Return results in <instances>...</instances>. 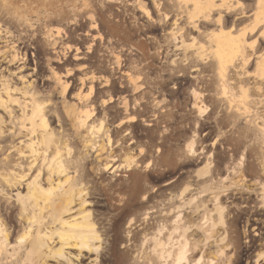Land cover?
<instances>
[{
	"label": "rangeland",
	"instance_id": "rangeland-1",
	"mask_svg": "<svg viewBox=\"0 0 264 264\" xmlns=\"http://www.w3.org/2000/svg\"><path fill=\"white\" fill-rule=\"evenodd\" d=\"M157 1L166 2L165 0ZM239 1L253 3L251 0ZM105 3L106 0H0V39H11L12 43L27 39L28 48L33 46L34 49H27L26 57L33 52L37 57L41 55L64 59L61 67L54 71L56 76L53 72L42 73L49 79L41 86L32 80L37 76H42L40 70L26 77V80L31 82L42 95V101L46 103L45 109L50 114L49 119L61 142L59 143L61 156H69L70 159L86 157L81 151L80 140L83 137L86 139L90 137L89 125L92 124L97 128L101 122L103 124L101 132L97 134L100 138H95L105 147V151L101 154L102 160L98 162L95 158L96 153L89 151L88 159L91 161L72 165V170L81 171L85 167L91 180L88 183L91 191L89 201L93 205L89 208L94 212L96 224L102 234L99 261L96 264H173L175 254L184 244H187V248L190 249L187 255L188 264H210L211 260L216 259V264H226L229 257H231V264H255V260L252 262V259L264 251V246L253 250L250 254L244 253L243 241L250 237L249 226L247 228L241 226V223L237 221L241 208L232 207V203L228 200L234 193L245 194L251 190L257 193L259 198V200H254V204L260 205V209L264 210V192L261 191L264 186V168H262L264 160V80L259 70V65L264 60V37H261L264 35V24L258 25L250 36L244 37L245 55L250 58V61L243 69L239 58L234 68H230L226 85L231 97L226 99L224 98L226 96L222 97L220 94L222 89L215 73L214 58L212 53L207 52L208 64L205 67L200 63L184 65L180 59L174 66L166 64L164 67L152 70L167 72L174 76L178 72L188 73L196 68L200 71L201 68L203 70L200 72L201 78L191 81L197 82L193 85V89L204 94L203 105L194 99L191 93H185V99L179 96L183 86L181 82H186L184 79L152 81L134 79L137 86L153 84L156 89L169 93L172 101L152 102L150 108L145 107L144 110L136 109L123 113L111 111L110 106L116 102L104 93L105 89H97L103 79L96 77L121 71L123 64L130 66L128 71H137L133 69L132 65L135 63L133 64L129 57L124 56V60H119L118 48L105 46V38L102 36L104 34L103 25L107 26L112 37L117 36L119 29L115 21L105 20V14L112 13L113 18L120 17V13L114 10L116 4L109 3L106 9L104 8ZM215 3L219 4L220 0H215ZM231 4L235 5L236 1L231 0ZM190 7L192 6L189 5ZM249 13L251 16L243 24L231 30L232 37L238 36L241 30L252 24L256 14L255 9L251 8ZM91 15H94L98 29L90 32L94 36L85 41L86 43L84 42L87 45L86 48H78L83 51L82 53H77L79 51H76L77 47L75 48L76 55L88 58L76 63L80 66L87 64L90 67L79 69L76 72L70 56L73 55L77 44L63 40L62 37L64 34L73 32L74 29L75 31L87 30L86 24L92 23ZM12 17L18 20L14 18V21ZM200 25L206 27L201 30L213 29V33L219 31V27L212 24L201 22ZM227 28L228 26H225V29ZM199 33L192 32L193 36L186 38L188 44L185 42L184 44L190 45L193 38L197 44H205L206 41L208 44V32ZM9 35L13 37L10 38ZM254 39L258 46L255 50H249L247 46ZM2 44L0 40V45ZM9 46L10 43L4 48L6 47L7 52L12 56H20L24 50L22 49L19 53L16 50V48L19 49L18 47L10 50ZM210 46L212 52L214 44ZM138 49L143 54V61L152 59L149 56L147 45L140 46ZM85 50L89 51L84 52ZM187 53V56L193 57L196 51L189 50ZM151 63L145 64L146 70L150 71ZM10 69L16 70L14 67ZM28 72L32 71L27 70L21 74L18 72L16 76ZM3 75L6 76V73L0 74V80ZM91 76H94L95 80H91ZM77 77L78 79H75ZM79 79L81 83L73 87L70 81L78 82ZM16 82L18 87L21 86L18 80ZM126 83L135 87L130 80ZM174 83L178 88H166L167 85H174ZM64 85L68 87L65 92H63ZM91 86L93 93L90 97L88 93ZM109 98H111V103L106 101ZM140 105L144 103H139L138 106ZM199 106L207 109L202 119L196 116ZM92 107L94 114L88 120V127L78 133V130L72 127L67 110L72 108L79 112L78 109L85 111ZM235 110H239L240 113L245 112L246 115L241 114V116L237 113L238 118L235 121L236 117H233L237 112ZM232 111L235 114L231 115ZM56 116L60 120L59 124ZM119 121L123 123L122 126L119 125ZM195 121L198 123L197 126ZM117 123L120 127L115 126ZM144 123H157V126L153 127L155 131L152 127H143ZM161 125H166V127L163 128ZM9 128L4 136L7 135ZM139 130L146 132L147 142L138 141L141 139L136 136ZM123 132H128V134L123 135ZM205 132L208 133L202 136ZM193 134H196L193 147L195 156L189 155V143H191ZM110 136V139L112 136L115 138L111 140L109 147L107 140ZM158 140L160 142H157ZM112 157H116L117 160L111 165L124 164L125 166L130 160H134L135 163L131 170L123 169L114 179L108 173L96 175L95 169L103 166V158L110 160ZM180 172L183 173L180 174ZM137 173H140L143 178H140L139 189L134 194L126 186L133 182ZM177 175L179 177L175 181L161 186ZM143 180L146 185L142 183ZM7 192L11 197L10 205L7 204V206L13 207V194L16 191ZM21 192L25 193L23 190ZM145 194L147 197L143 202L141 198ZM202 202L206 204L205 209L200 207ZM220 207H225L223 225H220L218 218ZM12 216L13 219L10 218L9 209H0V222L11 230L18 229L15 209ZM145 216L148 221L151 220L150 224L144 223ZM131 218L133 229L128 241L125 238L126 223ZM204 220L207 223L205 227H202ZM161 227H164V230H161ZM11 244H13V239ZM12 250L13 248H7V255L1 258V262H7ZM221 251L225 255L220 257L217 254ZM93 257V255L89 256L90 259ZM90 259H83L79 264H92L89 263ZM258 263L264 264V257L258 260ZM49 264L56 263L50 261Z\"/></svg>",
	"mask_w": 264,
	"mask_h": 264
},
{
	"label": "bare ground",
	"instance_id": "bare-ground-1",
	"mask_svg": "<svg viewBox=\"0 0 264 264\" xmlns=\"http://www.w3.org/2000/svg\"><path fill=\"white\" fill-rule=\"evenodd\" d=\"M155 1L156 0H154V2ZM165 1L167 2L169 12L176 18L173 19V29L170 30L169 33L170 37L173 42L178 40L179 37L181 38L179 45H177L176 42L174 43L173 51L181 52L183 56V59L181 58L183 61L182 64L190 65L193 63H200L203 67L208 64L207 52H210V54L212 53L216 66L215 73L220 80L222 89L220 94L222 97L226 96L224 98L227 99L230 95L226 85V78L230 72V68H234V64L239 58L242 64L241 68L243 69L250 61V58L245 55L246 47L244 45V37L246 35L250 36L258 25L264 24V0H251L253 1L252 4H249L250 2L241 3L239 0H235V5L231 4V0H220L219 4H216L215 0ZM189 5L192 7L189 8ZM159 6L160 3H157L156 12L160 11ZM140 8L146 16H150L147 9L144 7ZM251 8L255 9L256 13L252 20V24L241 30L238 36L232 37L230 34L231 30L247 20L250 16L249 10ZM222 12L224 13L222 14ZM164 17H166V15H164ZM225 17L231 19L228 20ZM260 17L262 18L260 19ZM183 18L184 24L187 27H191L201 34L208 32V44H206L207 41L205 44H197L195 43V38H193L190 45L184 44V36L182 31H180L182 29L176 28L177 25H179V21ZM90 19L92 22L91 28L96 29L97 23L93 15L90 16ZM17 20L18 19H16V21ZM199 22L200 24L203 22L218 26L219 31L213 33V29L201 30L198 26ZM228 23H230V26L225 29ZM186 26H184V29H186ZM57 35H59V31H57ZM9 37L12 38L13 36L9 35ZM261 37H264V35ZM212 43L214 44V48L211 52L212 48L210 44ZM51 46H53V44ZM257 46L256 39H254L247 48L249 50H255ZM14 47L15 43H12L10 50H14ZM189 50L196 51V54H194L193 57L187 56ZM76 51H79V49L76 48ZM175 55H177V53ZM23 57L16 55L11 56L9 60H7V63L12 65L16 62H21ZM58 60L60 61V59ZM176 64L178 63L175 59L171 61V65L174 66ZM194 66L197 67L196 64H194ZM259 67L262 74L261 76H263L264 80V60H262ZM21 70L22 69H19L18 72ZM52 72L55 76L57 75L54 70H52ZM200 72H203L201 68ZM90 78L91 80H95L94 76ZM17 80L19 81V85L21 84L19 87L17 86ZM129 80L132 85L135 86L133 91L137 92L141 90V86L135 85L136 80ZM108 83L109 80L107 79L103 81V85L105 86ZM67 89V85H64L63 92ZM92 93L93 88L91 86L88 96L91 97ZM244 93L246 92L244 91ZM191 94L194 99L198 100L203 105V93H199L195 89H192ZM41 96L42 95L36 90L35 86L26 80L25 76L19 75L17 77L14 72L9 73L7 76H1L0 209H9L11 219H13L12 214L14 209L16 210L18 229L11 230L0 222V264H49L50 261L56 264H79L83 259L89 260V256L92 255L94 257L90 259L89 263L96 264L99 261L98 254L102 234L96 224L97 221H95L94 212L89 208L93 205L89 201L91 191L89 190L88 183H90L91 180L89 178V173L86 171L87 169H84L85 167L82 168L81 171H79V169L72 170V165L76 163L83 164L90 160L88 159L89 151H94L96 153L95 158L98 162L102 160L101 154L105 151V147L102 142V144H100V142L98 143L97 139L100 137H97V134L101 132L103 124L101 122L97 128L92 124L88 127V120L94 114L93 107L85 111H80L78 109L79 112H76V109L72 108L67 110V116L71 119L72 127L78 130V133L80 130L88 127L90 137L88 139L83 137V139L80 140L81 151L84 152L86 157H76L74 159H72V157L70 159L69 156H61L59 153L61 149H59V143L61 142H59L56 136V130L49 119L50 114L48 110L46 111L45 109L46 103L42 101ZM109 101H111V99ZM126 109L127 106L124 104V110L126 111ZM206 113V108H202L201 106L197 107L196 116H199L200 119H202ZM233 113L234 111H232L231 115H233ZM235 113H240V111L238 110ZM236 114L233 116L236 117L234 118L235 121L238 118V114L237 116ZM241 114L244 116L246 115L245 112L240 113V115ZM56 117L59 124L60 120L58 116ZM121 124L122 122H120L119 125ZM195 125H198L197 121H195ZM8 127H10L9 131L7 135L4 136ZM195 142L196 134H193L191 143H189V155L191 156L196 155L193 149ZM63 144L65 145V143ZM107 145L109 147L111 145L110 137H108ZM103 160V166L100 169L97 167L95 169L96 175L108 173L112 175V179L119 176V172L123 171V169L131 170L135 163L134 160H130L125 166L124 164L111 165V163L117 160L116 157H112L110 160H108V158H103ZM262 168H264V160L262 162ZM140 178H143L140 173L135 174L133 182L126 186L134 194L139 189L138 183ZM142 183L146 185L145 180H143ZM10 190L16 191V193L13 194V207L9 206L11 197L7 191ZM21 190L25 193L23 194ZM261 191L264 192V186ZM146 197V194L142 196L141 199L143 202L146 200ZM7 204L9 205L7 206ZM200 207L201 209H205L206 204L202 202ZM218 212L219 223L223 225L225 207L218 208ZM143 220L145 224H150L151 222V220L148 221L147 216H145ZM131 222L132 218L126 223L127 231L125 232V238L128 241L130 240L131 230L133 229ZM206 223V220H204L202 227H205ZM161 230H164V227H161ZM12 239L13 244H11ZM8 247L9 249L13 248V250L7 258V262H1V258L7 255L6 251ZM188 250L190 249L187 248V244H184L175 254L176 258L173 264H188ZM217 255L221 257L225 254L221 251ZM263 257L264 251L257 255L255 264H259L258 260H261ZM216 260H211L210 264H216ZM226 264H231V257L228 258Z\"/></svg>",
	"mask_w": 264,
	"mask_h": 264
},
{
	"label": "flooded vegetation",
	"instance_id": "flooded-vegetation-1",
	"mask_svg": "<svg viewBox=\"0 0 264 264\" xmlns=\"http://www.w3.org/2000/svg\"><path fill=\"white\" fill-rule=\"evenodd\" d=\"M109 3L116 4V6H114V10L117 11V13H120L121 18L119 16L113 18L112 13L105 14V20L107 21L109 19V20L115 21L116 23H118L117 27L119 28L117 31V36L112 37L111 33L108 32L107 26L105 24L103 25L104 34H102V36L105 38V42H106L105 46L118 48V53H119L118 57L120 58L119 60L121 59L124 60L123 58L124 56L129 57L131 61H133V64L135 63L134 65H132L133 69L137 70L133 72L128 71L130 66L123 64V70L121 71H116V72H113V74H106V75H101V76L96 77L98 79L100 77L101 79H103V81L105 79L109 80V83L106 86L103 85V82H102L101 85L97 86V89H105L104 93L108 95L109 97H112V100L116 102L112 106H110L111 111H120V112L126 113L127 111L136 110V109L144 110L145 107L150 108L152 105L151 104L152 102H157V101H162V100L172 101L169 98V93L156 89V86L153 84H149L147 86L142 85L141 90L134 92L133 87H131L130 84L126 83V81H128L129 78H132V79L138 78L139 81L141 80L152 81V80H157V79H162V80L184 79L186 80V82H181V85L183 86L181 88L179 96H181L182 99H185L186 98L185 93H191L193 89V85H196L197 83V82H192L191 80H196V78L197 80H199L202 76L200 71H197L198 68L195 70L191 69V71L188 73L178 72L174 74V76L169 75L167 72L152 71L156 68L164 67L166 66V64H171V61L174 59L177 62L183 57L181 52L173 51L174 43L176 42V44L179 45L181 38L179 37L178 40H175V42H173V40L170 37L169 33H170V30L173 29V25H172L174 21L173 19H176V18L174 17L172 13L169 12L167 8V3L163 1H157V0L155 2L154 0H117V1H114V0L107 1L106 0V3L104 4V8L107 9V6L109 5ZM155 3L156 5L157 3H160V6H159L160 13L156 12L157 10H156ZM140 7H144L145 9H147L150 13V16L149 17L146 16ZM164 15H166V17H164ZM250 16H251V13H250ZM166 18H167V21H166ZM230 19L231 18H229L228 20ZM184 23H185L184 19L180 20L178 23L179 25H177L176 28L182 29V34L184 36V37L182 36L183 40L186 44H188V42H186V38L188 36H193L191 34L192 32L198 33V31L194 30L191 27H187ZM91 25H92L91 23H87L86 24L87 30L75 31L74 29L73 32L69 34H64V36L62 37L63 40L73 41L77 44L76 46L74 44H71L72 46H75V47H74L73 55L70 56L71 62H74L73 64L75 65L73 69L76 72L79 69L90 67L87 64L80 66L78 65V63H76V62H80L85 59L87 60L88 58L86 56L76 55L77 53H80V52L82 53L83 51L79 49V52L76 53L75 48L76 47L77 48L87 47V45L85 44L86 43L85 41L90 40L91 37L93 38L94 36L90 32L98 29V24H97L96 29L91 28ZM182 25L186 26V29H184V26ZM198 26L200 29L206 28L205 26L200 25V24ZM226 26L229 27L230 23H228ZM0 40L3 43L2 45H0V74L1 75L6 73V76H7L11 72L18 73L19 69H22L20 72H25L27 70L32 71V72H28L22 75L25 77L32 75V73L34 74V72L38 70L41 71V74L43 72L52 73V70L55 71L56 69L61 67L60 65L64 63L63 62L64 59H60L59 57L51 58V57H45L41 55L37 57L34 55L33 52L29 53V57H26L27 49H34V47L30 46L28 48L29 42L27 41V39H23L15 43V47L19 48V49L16 48L17 52L20 53L21 50L24 49L22 53H20V57L24 56L22 58L23 60H21V62L19 61L11 65L10 63H7L8 62L7 60H9V58L12 55L7 52V48L6 47L4 48V46H6L8 43H10V46H11L13 41L11 39H5V38L0 39ZM18 43H20V46H18ZM146 45L149 48V56L152 59L148 61H143L142 60L143 54L138 48L140 46H146ZM88 51L85 50L84 52H88ZM176 53L177 55H175ZM58 58L60 59V61L58 60ZM148 62H152L151 63L152 66L149 67L150 71L146 70V68L144 67L145 64ZM10 67H14L16 70L13 71L10 69ZM64 68L65 67H63V69ZM48 79H49L48 76H43L42 74V76H37V78H33L32 80L35 82H38L41 86ZM75 79H78V77ZM70 82L73 84V87H75L76 84L81 83L80 79L78 80V82H72V81ZM175 85L176 83H174V85H167L166 88L167 89L178 88ZM110 99L111 98L106 100L107 103H111V101H109ZM134 101H136V103H133ZM124 102H126V106H127L126 112L124 110V104H123ZM138 102L140 104L144 103V105L138 106L139 105ZM120 121L124 122V120H120ZM118 123L117 125H115L116 127H120L123 124L122 123L120 126H118ZM144 126L152 127V130L155 131L153 127H156L157 123H144L143 127ZM161 127L165 128L166 125H161ZM136 133H137L136 136L141 138V139H138V141H144V142L148 141V139H146L145 137L146 136L145 131L139 130ZM207 133L208 132L203 133L202 136H205ZM125 134H128V132H123V135ZM142 136H144V138ZM114 138L115 137L112 136V139ZM157 142H160V140H158ZM181 173L183 172H180V174ZM178 177L179 176L177 175L175 178L169 180L166 183H163L161 186L168 185L169 183L175 181ZM256 194L257 193L252 192L251 190H248V192L245 194L234 193V195L230 196L228 200V202L232 203L231 204L232 207L241 208L239 212L240 215L237 216V221L241 223V226H245L246 228L249 226L250 237L247 238L245 241H243L244 253L248 252V254H250L253 250L260 249L264 246V210L260 209V205L256 206L254 204V200H259ZM254 260L255 259H252V262H254Z\"/></svg>",
	"mask_w": 264,
	"mask_h": 264
}]
</instances>
